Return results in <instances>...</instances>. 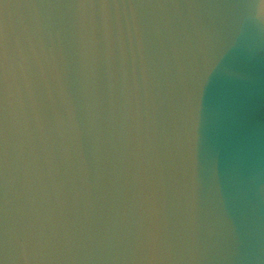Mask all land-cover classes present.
<instances>
[{"label": "water", "instance_id": "obj_1", "mask_svg": "<svg viewBox=\"0 0 264 264\" xmlns=\"http://www.w3.org/2000/svg\"><path fill=\"white\" fill-rule=\"evenodd\" d=\"M0 264H264V0H0Z\"/></svg>", "mask_w": 264, "mask_h": 264}]
</instances>
